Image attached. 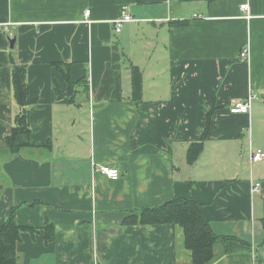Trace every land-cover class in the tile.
I'll list each match as a JSON object with an SVG mask.
<instances>
[{"label":"crops","instance_id":"0c3cea01","mask_svg":"<svg viewBox=\"0 0 264 264\" xmlns=\"http://www.w3.org/2000/svg\"><path fill=\"white\" fill-rule=\"evenodd\" d=\"M247 2L248 12L244 0H0V227L14 210L37 230L21 234L19 264H193L181 227L123 223L190 197L217 235L209 264H264V160L250 152L264 151V0ZM123 14L133 22L117 34ZM14 65L34 100L16 155ZM252 94L249 113L231 112Z\"/></svg>","mask_w":264,"mask_h":264},{"label":"trees","instance_id":"16d2710c","mask_svg":"<svg viewBox=\"0 0 264 264\" xmlns=\"http://www.w3.org/2000/svg\"><path fill=\"white\" fill-rule=\"evenodd\" d=\"M172 26H185V21L172 22ZM62 72V75L70 84V90L74 88L71 79V70L69 64L55 65ZM13 86L15 89V100H17L22 110L16 118V125L12 128V133L6 139V144L12 155L18 154L23 145L18 143V138L21 134L29 135V121L27 107L34 104V100L29 97V87L26 82V67L14 65L13 69ZM81 82L85 83L86 78ZM134 101L142 100V82L140 72L135 68L132 77ZM56 96L59 100H63V95L59 89H56ZM214 111L215 108H212ZM212 110L207 120V129L202 139L205 138L211 127ZM202 150V143H195L189 150L188 160L190 163L196 161ZM203 206L194 198H174L168 202L154 207L140 210L138 213L130 212L124 219V225H168L172 224L179 226L184 230V241L186 248L193 255V264H209L212 262L213 245L216 242L217 235L214 233L210 223L204 216ZM13 210L9 215L8 221L0 227V264H19L20 259L17 254V242L21 239V234L24 232L35 233L37 230L20 226L14 216ZM46 240L50 242L54 237V230L51 226L46 227Z\"/></svg>","mask_w":264,"mask_h":264},{"label":"built area","instance_id":"2783aa9c","mask_svg":"<svg viewBox=\"0 0 264 264\" xmlns=\"http://www.w3.org/2000/svg\"><path fill=\"white\" fill-rule=\"evenodd\" d=\"M245 3L241 4V9L244 12H248L250 7L248 5L247 0H244ZM91 11L86 12V16H90ZM133 22V18L130 15L123 14V16L120 17V19H117L113 21V25L115 26V31L117 34H119L122 30V27L124 26V23H130ZM241 58L248 59L249 58V51L245 50L241 54ZM257 99L256 94H252L249 96L245 101H238L235 102L231 107V112L234 114L238 113H249L251 111L252 102ZM251 161L252 162H258L264 160V151L260 149H251ZM100 172H102L108 179L112 180H118L120 178V171L113 167L108 166H100L98 168ZM260 188V184H256L255 190L258 191Z\"/></svg>","mask_w":264,"mask_h":264},{"label":"water","instance_id":"95a60500","mask_svg":"<svg viewBox=\"0 0 264 264\" xmlns=\"http://www.w3.org/2000/svg\"><path fill=\"white\" fill-rule=\"evenodd\" d=\"M10 42H11V46L13 47L14 44H15V40L14 39H11Z\"/></svg>","mask_w":264,"mask_h":264}]
</instances>
